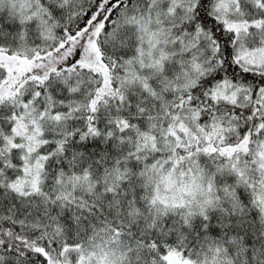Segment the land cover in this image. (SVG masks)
I'll return each instance as SVG.
<instances>
[{
	"label": "snow or ice",
	"instance_id": "1",
	"mask_svg": "<svg viewBox=\"0 0 264 264\" xmlns=\"http://www.w3.org/2000/svg\"><path fill=\"white\" fill-rule=\"evenodd\" d=\"M0 264H264V0H0Z\"/></svg>",
	"mask_w": 264,
	"mask_h": 264
}]
</instances>
